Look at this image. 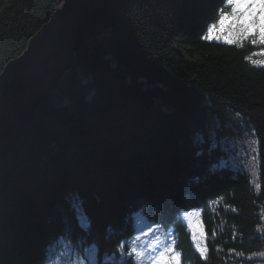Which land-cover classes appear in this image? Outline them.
I'll use <instances>...</instances> for the list:
<instances>
[{
    "label": "trees",
    "instance_id": "1",
    "mask_svg": "<svg viewBox=\"0 0 264 264\" xmlns=\"http://www.w3.org/2000/svg\"><path fill=\"white\" fill-rule=\"evenodd\" d=\"M56 0H0V72ZM225 0H127L118 23L74 55L0 175V264H46L59 240L95 242L133 264V214L172 228L182 264H240L264 252V63L250 42L204 40ZM248 58V59H246ZM227 108L253 125L261 172L218 167L211 124ZM198 209L207 259L177 212ZM88 221L85 231L80 226Z\"/></svg>",
    "mask_w": 264,
    "mask_h": 264
},
{
    "label": "water",
    "instance_id": "2",
    "mask_svg": "<svg viewBox=\"0 0 264 264\" xmlns=\"http://www.w3.org/2000/svg\"><path fill=\"white\" fill-rule=\"evenodd\" d=\"M127 0H61L26 50L0 72V175L41 103L48 102L74 55L118 23Z\"/></svg>",
    "mask_w": 264,
    "mask_h": 264
},
{
    "label": "snow or ice",
    "instance_id": "3",
    "mask_svg": "<svg viewBox=\"0 0 264 264\" xmlns=\"http://www.w3.org/2000/svg\"><path fill=\"white\" fill-rule=\"evenodd\" d=\"M225 4L230 7L231 11L226 12L223 8L218 9V20L212 23L207 28V33L202 37L204 40L211 41L219 39L215 35L217 24L219 31L223 33V40L228 45L243 46L242 42L250 40L253 46L264 45V0H225ZM248 59V58H246ZM239 116V114H236ZM257 187H260L257 185ZM147 224L144 229H141L136 224V213L133 214V236L128 240H122L118 246L122 257L125 255L123 250L126 244H129V252L126 254L129 258L134 259L135 264H182V253L176 249V240L171 229L164 230L161 223H157L155 219H149L148 210L145 207L137 210ZM198 209L189 211L177 212L178 217L187 220V227L191 231V238L196 250L200 256L207 259V247L203 243L206 239L202 225L198 222H193L194 216H199ZM83 230L87 231L91 227L90 221L80 225ZM161 233L156 240L148 248L135 247V243L140 241L144 236L154 233ZM71 244L74 250L69 258V264H85L87 257H81L75 249L79 248V244ZM98 249L95 242L89 249H84L85 253ZM115 254L112 257L106 255L105 260H114ZM121 264H124L123 260Z\"/></svg>",
    "mask_w": 264,
    "mask_h": 264
},
{
    "label": "rangeland",
    "instance_id": "4",
    "mask_svg": "<svg viewBox=\"0 0 264 264\" xmlns=\"http://www.w3.org/2000/svg\"><path fill=\"white\" fill-rule=\"evenodd\" d=\"M56 1L60 3L61 0ZM230 11L231 9L229 7L228 12ZM215 35L219 37V39L215 40L224 41V34L219 31L218 24L215 30ZM247 41L250 42V40ZM250 46L252 57H254L256 61L264 63V45L253 46L250 42ZM219 111L220 117H217V115L212 116L211 124L221 128L220 120H222V124H224L222 129L226 130L225 133L215 134L213 129L209 130L212 139L219 137L220 146L226 155V157L219 162L218 167H226L246 173L251 185L255 188H258L257 185H259L258 181L260 178L261 163L259 161L258 155L257 136L253 125L240 113H238L239 116H237V112L230 111L227 108H221ZM262 219L264 220V212ZM184 221L187 224V220L184 219ZM193 222H198L202 225L200 215L194 216ZM137 224L138 227H140L143 224V220L138 218ZM188 230L191 234L190 229ZM157 236H161L162 238V234L159 232L149 234L144 236L140 241L136 242L134 246L146 249L152 245ZM89 248L90 246L83 248L82 252H80L78 249H75V251L79 252L81 257H87L85 264H98L95 250L89 251L88 253L84 252V249ZM51 250L52 254L48 264H69V258L74 251L71 247V244H68L63 240L56 242V244L52 246ZM249 258V262L240 264H264V252L252 254L249 256ZM109 261L110 260L106 261L104 257L101 261H99V264H109Z\"/></svg>",
    "mask_w": 264,
    "mask_h": 264
}]
</instances>
